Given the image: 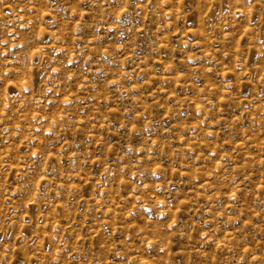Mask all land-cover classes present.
Returning a JSON list of instances; mask_svg holds the SVG:
<instances>
[{
  "label": "rangeland",
  "instance_id": "rangeland-1",
  "mask_svg": "<svg viewBox=\"0 0 264 264\" xmlns=\"http://www.w3.org/2000/svg\"><path fill=\"white\" fill-rule=\"evenodd\" d=\"M0 264H264V0H0Z\"/></svg>",
  "mask_w": 264,
  "mask_h": 264
}]
</instances>
